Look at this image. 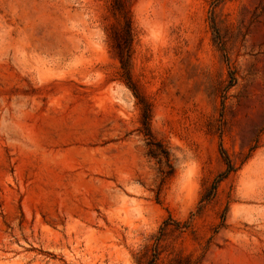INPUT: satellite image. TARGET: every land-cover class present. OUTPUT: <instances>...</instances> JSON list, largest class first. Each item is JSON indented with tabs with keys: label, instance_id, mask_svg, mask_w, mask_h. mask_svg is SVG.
<instances>
[{
	"label": "rangeland",
	"instance_id": "obj_1",
	"mask_svg": "<svg viewBox=\"0 0 264 264\" xmlns=\"http://www.w3.org/2000/svg\"><path fill=\"white\" fill-rule=\"evenodd\" d=\"M160 234L153 264H264V0H0V264Z\"/></svg>",
	"mask_w": 264,
	"mask_h": 264
},
{
	"label": "trees",
	"instance_id": "obj_2",
	"mask_svg": "<svg viewBox=\"0 0 264 264\" xmlns=\"http://www.w3.org/2000/svg\"><path fill=\"white\" fill-rule=\"evenodd\" d=\"M127 41H129L130 39V30H129V25L127 24ZM124 50V49H123ZM121 56H122V63H123V66L124 68H127L128 67V64H129V58H123L124 56V53L122 51L121 53ZM143 117H144V120H143V123L145 124L146 126V134H151V130H150V126H149V117H150V105L149 104H146V108L144 109V114H143ZM225 152V151H224ZM226 162L228 163V168L227 170L223 173V177H225L227 174L230 173V171L233 170V164L230 160V158L228 157V155H226ZM163 234H160L157 238V241L156 243L154 244L153 246V250H154V258L152 259L151 263L149 264H153L156 259L158 258V255L160 254V247H161V240L163 239Z\"/></svg>",
	"mask_w": 264,
	"mask_h": 264
}]
</instances>
